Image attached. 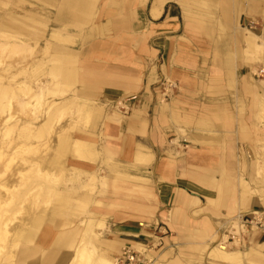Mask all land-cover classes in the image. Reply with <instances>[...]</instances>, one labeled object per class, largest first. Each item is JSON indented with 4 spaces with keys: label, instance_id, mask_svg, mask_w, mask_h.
Returning a JSON list of instances; mask_svg holds the SVG:
<instances>
[{
    "label": "crops",
    "instance_id": "crops-1",
    "mask_svg": "<svg viewBox=\"0 0 264 264\" xmlns=\"http://www.w3.org/2000/svg\"><path fill=\"white\" fill-rule=\"evenodd\" d=\"M89 1L85 20L64 0L55 1L52 18L57 27L79 25L66 29L74 88L113 112L103 145L124 183L111 187L99 252L209 242L236 214L264 211V200L240 185L242 156L261 136L254 118L264 95V75L251 73L264 66V53L248 60L245 31L264 38V0H249L248 8L242 0ZM164 79L177 87L167 97ZM245 244L262 246L264 255L261 232ZM44 252L34 264H70L74 255Z\"/></svg>",
    "mask_w": 264,
    "mask_h": 264
},
{
    "label": "rangeland",
    "instance_id": "rangeland-1",
    "mask_svg": "<svg viewBox=\"0 0 264 264\" xmlns=\"http://www.w3.org/2000/svg\"><path fill=\"white\" fill-rule=\"evenodd\" d=\"M55 1L0 0V73L6 76L3 79L6 84L11 81L7 76L15 73L16 78L11 83L30 86L32 94L31 97L21 96L17 102L10 95V87L0 91V185L15 188L8 204L0 210V231L7 230V236L10 238L14 226L28 228L31 219L42 218L40 225L35 229L32 242L17 244L14 249V264H34V257H44V251L55 249L52 247V241L59 233L67 232L73 235L75 244L79 238H83L89 247L96 249L97 254L91 259L92 264L99 262V256L114 261L123 245L111 257L96 248V243L104 235L106 223L110 218L111 187H121L124 183L122 177L114 173L116 163L111 155L103 152L105 127L112 120L113 112L110 105L84 98L74 85L69 88L57 85L61 78L58 70L61 62L50 58V55L56 52V46L47 42L49 33L57 27L52 18ZM92 9L91 1L82 0L75 11L78 20L89 18ZM27 16L33 17L34 20L28 19ZM78 26L67 25L65 30ZM13 41L22 42V45L9 51L7 43ZM69 43L70 41L61 42L59 46L66 47ZM263 49L247 47L248 60L264 53ZM259 67L264 66L257 65L251 71L254 78L257 76L253 73ZM70 100L86 102L85 108L90 112L89 115L79 114L74 104L68 103L63 110L56 112L48 127L42 125L50 106ZM7 115L11 118L5 122ZM254 123L261 131V136L254 140V146L249 148L250 152L242 156L240 185L243 194L262 201L264 120L259 122L255 117ZM61 128H64L63 132L70 139L79 138L88 143L92 155L88 159L91 162L86 163L88 166L81 165L83 162L69 153L60 159L64 168L57 169L47 164L53 154L55 133ZM171 142L168 141V145ZM30 160H34V171L25 172ZM22 169L23 175L18 174ZM40 170L49 174L41 177ZM113 173L115 177L111 179ZM3 186L0 187V196L7 197L6 187ZM7 216L10 219H7ZM93 217L102 224L93 227L90 232L86 225L88 219ZM224 229L225 227L217 228L209 242L188 243L182 247L177 244L168 250H160L157 254L153 252L156 255L155 264H228L214 260L208 255L212 247L221 246L218 243L221 237L226 239L223 235ZM45 236L50 237V243L40 242ZM0 239L2 240V235ZM247 249L246 244L242 243L225 247L226 251L241 253ZM3 252L4 250L0 251V257ZM25 253H28L25 260H18V257ZM254 262L264 264V256H256L253 262L244 258L242 264H255Z\"/></svg>",
    "mask_w": 264,
    "mask_h": 264
},
{
    "label": "bare ground",
    "instance_id": "bare-ground-1",
    "mask_svg": "<svg viewBox=\"0 0 264 264\" xmlns=\"http://www.w3.org/2000/svg\"><path fill=\"white\" fill-rule=\"evenodd\" d=\"M242 3L245 4L248 8L249 0H242ZM81 2L76 4V0H64V8L69 9H76L79 8ZM61 10V9H60ZM28 19L34 20L33 17L27 16ZM67 26H60L55 27L52 29V31L49 33L48 37V44H55L56 46V52L54 54L50 55V58L54 61H60L61 65L58 68L59 74L61 76L60 83H57L58 86L66 88V87H72L75 85V58L73 54L66 48L61 47L59 44L61 42H67L70 41L71 37L70 34L65 30ZM245 41L247 43V46L252 49H263L264 48V39L263 36H257L251 33L250 31H245ZM8 44V50L12 51L16 48H18L20 45H22V42L19 41H13L9 42ZM264 52V49H263ZM264 62V60H263ZM6 78V76L2 73H0V91H4L6 87H10V95L12 98L17 100V102L20 100V97L27 96L31 97L32 94L30 93L31 87L28 85H20L19 83H11L16 78V74H9L7 78L11 81L9 83H5L3 79ZM34 96V94H33ZM56 104H59L55 101ZM68 103H72L75 106L76 111L79 114H88L86 107V102H78V101H66L65 103H62L60 105H52L49 107L47 111V117L42 123L43 126H49L51 118L56 114V112L63 110ZM255 117L261 122L264 120V95L261 98V102L258 108V111L255 114ZM10 115H7L5 117V122L9 120ZM42 126V127H43ZM64 128H61L59 131L55 133V146L53 147V154L49 162L47 163L50 166H55L57 169L64 168V163L60 161L62 156H65L66 153H69L73 156H76L79 158V161L83 162L81 165L88 166L86 163H90L91 161L88 160L90 158L91 149L88 148V143L82 139L75 138L70 139V137L63 132ZM105 154H108L106 150H103ZM144 155L143 152L137 151L136 156L142 157ZM34 160H30V163L28 165V168L25 170V172L28 171H34ZM75 170V169H74ZM262 178H264V162L262 166ZM40 170V176L45 177V175H48V172H42ZM16 174V173H15ZM18 174L23 175V169L18 172ZM93 182V181H92ZM3 185L1 184L0 187ZM6 187V195L7 197L0 196V210L3 209L10 200V196H12L15 193V188H12L11 186H3ZM7 219H10L9 216H7ZM42 218H33L30 221V225L28 228H23L22 226H14L12 228V233L10 235V238L7 236V230L2 229L0 231V235H2V240L0 239V251L4 250L3 255L0 257V264H14V249L16 248L17 244L19 242H26L30 243L33 240L35 229L38 228L40 225V221ZM102 224L101 221L93 218L88 219L87 221V229L92 232L93 227L100 226ZM74 232V231H73ZM224 240L225 237H222L221 240ZM136 246H142L141 244L136 243ZM52 247L55 249H71L73 250V258L70 262V264H92L91 259L94 255H96V249L94 247H89L87 244V241L83 238H79L76 244L74 243V237L72 234L67 233H59L55 237V239L52 241ZM262 246H259L258 248H250L246 252H239V251H226L224 246H214L209 250L208 255L219 262L222 263H228V264H242V261L244 258H246L249 261L256 260V256H260L259 254H262ZM26 254H23L21 257H18V260L24 261L26 258ZM264 256V255H262ZM28 257V256H27ZM99 262L97 261V264H115L114 261H110L108 259H105L103 256H99L98 258ZM255 264H260L258 262H254Z\"/></svg>",
    "mask_w": 264,
    "mask_h": 264
},
{
    "label": "built area",
    "instance_id": "built-area-1",
    "mask_svg": "<svg viewBox=\"0 0 264 264\" xmlns=\"http://www.w3.org/2000/svg\"><path fill=\"white\" fill-rule=\"evenodd\" d=\"M257 23L250 22L249 27L255 28ZM264 27V24H263ZM255 76L264 75V67H259ZM162 95L167 97L174 90H176V84L169 79H164L161 82ZM229 227V230L227 228ZM254 231H259L264 236V211L253 210L249 213H238L231 220L223 230V235L226 239L219 240L218 243L221 246L227 245H244L246 238ZM222 238V237H221ZM162 242L157 240L155 244L142 245L140 248H136L134 245L125 244L114 257L115 264H155L156 254L161 250Z\"/></svg>",
    "mask_w": 264,
    "mask_h": 264
}]
</instances>
